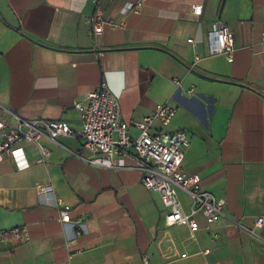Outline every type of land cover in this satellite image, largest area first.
Listing matches in <instances>:
<instances>
[{"label":"crops","instance_id":"crops-1","mask_svg":"<svg viewBox=\"0 0 264 264\" xmlns=\"http://www.w3.org/2000/svg\"><path fill=\"white\" fill-rule=\"evenodd\" d=\"M137 1L0 0V118L14 125L11 111L63 119L73 130L38 140L49 152L44 161L35 142L23 143L16 161L2 156L0 232H25L15 243L12 233L0 235V264H145L143 256L148 264H264V224H254L264 217V52L250 48L264 32V0H141L122 13ZM98 11L105 23L94 34L89 20ZM216 21L234 33L231 62L209 53ZM102 81L126 122L159 103L175 107L168 124L153 129L185 131L183 167L224 198V216L207 226L197 215L194 232L167 225L160 195L142 185L133 156L111 167L82 159L88 151L73 104ZM128 131L139 133L132 124ZM178 197L188 211V196ZM58 198L71 206L69 222L59 219Z\"/></svg>","mask_w":264,"mask_h":264},{"label":"built area","instance_id":"built-area-1","mask_svg":"<svg viewBox=\"0 0 264 264\" xmlns=\"http://www.w3.org/2000/svg\"><path fill=\"white\" fill-rule=\"evenodd\" d=\"M141 2L138 0L135 3H127L122 13L126 14L140 6ZM191 9L193 13L200 14L202 5L193 4ZM89 21L92 32L101 33L105 23L101 12H96ZM110 25L118 26L112 21ZM187 41L193 40L189 38ZM207 41L210 54H223L227 61L233 60L235 36L227 26L216 21L207 34ZM250 48L254 54L264 52V32L261 34V42ZM175 83L180 91V82L176 80ZM185 91L189 95L194 93L192 88H187ZM73 107L79 113L81 120L78 136L82 140L83 147L88 151V155L82 159L94 166L111 167L121 156H133L134 166L142 172V185L148 190L157 191L160 195L165 207V224H183L194 232L199 228L197 215L203 217L207 226L224 216V198L217 197L204 189L199 174L187 172L183 167L184 152L189 145L185 131L182 129L168 131L163 130L162 127L153 129L155 122H159L160 126L168 124L175 114L174 106L159 103L156 104L152 114L139 121L126 122L121 119L118 96L105 81H102L96 88L86 93L84 100L75 101ZM7 113L14 119L15 124L10 125L0 118V160L4 154H7L16 161L19 156L24 155L22 144L35 142L41 151L38 161H44L49 152L39 144L38 140L41 137L45 136L56 141L60 136L73 133L69 123L63 119H24L14 112L7 111ZM130 124L139 130L135 137L129 134ZM16 164L20 167L18 163ZM37 189L39 193L51 192L49 186L38 185ZM178 191L188 196V211L184 210ZM57 204L61 207L59 219L62 222H69L71 206L64 203L61 198L57 199ZM232 224L255 235L251 228L239 222L232 221ZM254 224L256 227H261L264 224V217H257ZM24 232V228L16 227L0 232V235L12 233V242L15 243L18 236ZM143 259L144 263L148 264L145 256Z\"/></svg>","mask_w":264,"mask_h":264}]
</instances>
